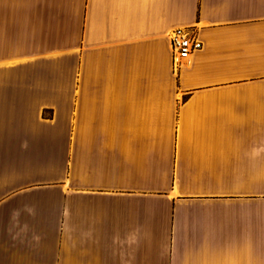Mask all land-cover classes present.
<instances>
[{"label":"crops","instance_id":"1","mask_svg":"<svg viewBox=\"0 0 264 264\" xmlns=\"http://www.w3.org/2000/svg\"><path fill=\"white\" fill-rule=\"evenodd\" d=\"M0 264H264V0H0Z\"/></svg>","mask_w":264,"mask_h":264},{"label":"built area","instance_id":"2","mask_svg":"<svg viewBox=\"0 0 264 264\" xmlns=\"http://www.w3.org/2000/svg\"><path fill=\"white\" fill-rule=\"evenodd\" d=\"M170 43L175 63L187 58L201 48V42L187 28L174 29L170 35Z\"/></svg>","mask_w":264,"mask_h":264}]
</instances>
